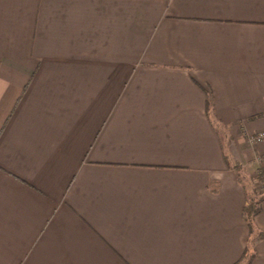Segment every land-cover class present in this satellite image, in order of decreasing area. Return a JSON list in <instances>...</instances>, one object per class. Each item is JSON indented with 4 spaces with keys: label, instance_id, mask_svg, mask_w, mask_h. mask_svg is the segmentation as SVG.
I'll list each match as a JSON object with an SVG mask.
<instances>
[{
    "label": "crops",
    "instance_id": "crops-1",
    "mask_svg": "<svg viewBox=\"0 0 264 264\" xmlns=\"http://www.w3.org/2000/svg\"><path fill=\"white\" fill-rule=\"evenodd\" d=\"M261 132L264 0H0V264H264Z\"/></svg>",
    "mask_w": 264,
    "mask_h": 264
},
{
    "label": "trees",
    "instance_id": "trees-1",
    "mask_svg": "<svg viewBox=\"0 0 264 264\" xmlns=\"http://www.w3.org/2000/svg\"><path fill=\"white\" fill-rule=\"evenodd\" d=\"M232 168L236 171H240V165L238 164H235ZM254 171L258 173V176L253 179V188L251 192L247 191V202L243 210V218L248 225L250 232L253 234L254 239H264V232L256 230L254 227V219L260 213L261 204L264 200V193L261 194L257 192L258 184L264 181V164L256 166ZM254 257L255 253L253 251L246 252L242 259L236 264H251Z\"/></svg>",
    "mask_w": 264,
    "mask_h": 264
},
{
    "label": "built area",
    "instance_id": "built-area-1",
    "mask_svg": "<svg viewBox=\"0 0 264 264\" xmlns=\"http://www.w3.org/2000/svg\"><path fill=\"white\" fill-rule=\"evenodd\" d=\"M263 140H264V132H261V133L255 134V135H253V136H251V137L249 138V142H250L251 144L259 143V142H261V141H263ZM261 164H264V156H262V157H257L256 160H255V165H256V166H259V165H261ZM257 176H258V173L255 172V178H257ZM257 191H258L259 193H261V194L264 193V181H262V182H260V183L258 184Z\"/></svg>",
    "mask_w": 264,
    "mask_h": 264
},
{
    "label": "rangeland",
    "instance_id": "rangeland-1",
    "mask_svg": "<svg viewBox=\"0 0 264 264\" xmlns=\"http://www.w3.org/2000/svg\"><path fill=\"white\" fill-rule=\"evenodd\" d=\"M240 179H242L246 182V189L248 192L249 191L251 192V190L253 188V179H255V171H253L252 174H249L248 176H245V175L240 176Z\"/></svg>",
    "mask_w": 264,
    "mask_h": 264
}]
</instances>
